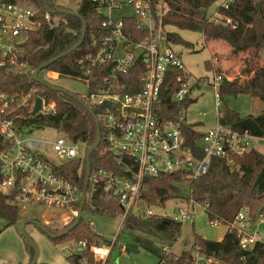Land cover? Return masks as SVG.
<instances>
[{
    "label": "built area",
    "instance_id": "obj_1",
    "mask_svg": "<svg viewBox=\"0 0 264 264\" xmlns=\"http://www.w3.org/2000/svg\"><path fill=\"white\" fill-rule=\"evenodd\" d=\"M25 1L0 0V68L8 63L17 64L30 33L40 25L37 10L25 6ZM75 1L76 4L80 2ZM91 1L99 6V11L106 17L104 25L109 31L107 35L95 39V48L79 63L85 76L94 67H109L103 82L86 97L91 104L103 108L102 119H99L104 131V149L113 155L120 171L102 167L92 171L91 167L85 205L92 206L94 196L100 195L117 200L122 209L119 216L124 220L131 214L138 217L161 215L152 209L158 205H149L143 196L147 190L146 178L176 173L185 177L183 180L192 181L208 173L214 157L226 159L234 165V155L259 150L257 146L264 145V137L221 123L218 87L223 77L214 72L218 115L216 126L203 132L196 141L195 149L188 146L182 130V125L189 123L186 113L172 120L158 117L156 111L162 85L171 67L182 70L177 78L180 88L174 95L177 101L191 98L194 88L202 82L201 78L194 79L185 69L180 54L169 38V30L164 23L166 0ZM235 1L217 0L212 12H205L206 18L216 24L236 27L238 22L223 12ZM44 18L51 26L58 23L57 20L52 22L49 11ZM129 18L135 19L136 27L146 37L133 39L127 35L125 20ZM128 32L130 34V28ZM137 71L140 73L141 90L132 93L124 91L127 86L133 89L139 87L123 82L125 75ZM84 80L88 84L87 78ZM38 90V86L14 93L0 89V193L7 195L6 203L18 206L19 210H26L30 205H42L64 211L66 222L71 223L78 215L85 184L80 186L57 175L56 167L80 160L86 162L87 168L88 150L85 143L74 141L56 129L51 128L59 133L58 137L38 138L33 137V133L49 127L18 125L17 119L21 115L17 110L23 106L30 105L31 116L55 111V103H49L46 98L37 95ZM38 97L42 98V108L34 115L32 111ZM198 152L202 156H197ZM195 204L198 203L190 196L178 206L171 218L183 226L193 219ZM200 205L205 210L209 206L207 202ZM260 219H264V214L260 215ZM255 223L247 206L240 209L233 221L219 218L210 220L213 226L225 225L235 232L240 247L246 251H251L263 236V233L254 231ZM118 238L101 244L69 239L63 242V249L72 256H83L79 264H119L112 260ZM164 251L169 252L167 248ZM88 254L94 259L93 262L89 261ZM160 263H166L164 258ZM204 263L211 261L196 246L191 264Z\"/></svg>",
    "mask_w": 264,
    "mask_h": 264
},
{
    "label": "trees",
    "instance_id": "obj_2",
    "mask_svg": "<svg viewBox=\"0 0 264 264\" xmlns=\"http://www.w3.org/2000/svg\"><path fill=\"white\" fill-rule=\"evenodd\" d=\"M37 10L39 27L30 33L28 41L24 44L23 52L17 58V64L10 63L0 68V89L14 93L27 91L32 86H38L37 95L46 98L47 102L55 103V111L50 114H38L31 116L30 105L17 110L20 118L17 119L20 126H36L38 128L49 127L66 133L72 140L85 143L87 150L97 142V124L93 114L80 102L82 98L102 119L103 108L91 104L86 96L72 92L70 94L63 87L54 85L46 80L49 85H43L32 78V73L40 66L53 58H57L44 70L67 76L73 79L88 80V93L94 91L103 82L107 74L108 66L94 67L92 72L85 76L79 63L95 48L94 41L107 35L109 29L104 25L106 17L99 11V6L91 0H80L76 7L72 8L58 3L56 0H47L52 10L68 9L77 12L80 16L51 13L52 22L57 20V25L51 26L44 18L48 11L44 0H29ZM217 0H166L167 11L164 16L166 27L175 26L178 29L201 32L206 42L221 40L230 46V54L233 57L246 54L245 66L242 72L234 78L223 74L219 67H214L212 58L206 61V66L214 69V72L223 77L218 87L221 99L226 95L238 96L250 93L260 99L264 104V0L256 3L255 0H236L223 12L238 22L236 27L222 23H213L206 18L204 10L210 8ZM59 18V19H57ZM86 23V34L82 43L65 56L81 38ZM54 23V22H53ZM127 35L133 39L146 37L136 27L135 19L125 20ZM130 28V34H129ZM169 30V29H168ZM169 38L175 45H184L193 48V44L184 40L178 33L169 30ZM211 65V67H210ZM214 67V68H213ZM41 73V72H40ZM182 70L171 67L165 77L160 92V101L156 105L157 115L160 118L177 120L187 112L191 98L182 101L174 99L175 93L180 88L177 81ZM140 73L132 72L123 77L126 85L137 84L133 89L127 86L124 91L138 92L141 90L139 82ZM44 79V78H43ZM54 85L57 88H53ZM33 102V98L30 104ZM220 117L221 123L230 125L234 129L248 130L256 136L264 137V109L259 114L241 116L238 112L224 107ZM31 116V117H30ZM196 124L185 123L182 130L187 145L192 149L196 147V141L203 133L195 129ZM102 140L90 156L92 171L97 168H106L119 172L120 167L114 161L110 152L104 149V131L101 126ZM197 156H202L197 153ZM234 165L226 159L214 157L207 174L191 181V196L198 204H209L208 217L233 221L238 212L244 206L249 207L253 221L264 214V153L253 149L243 155L232 157ZM1 167V162H0ZM57 175H60L73 183L84 186L87 168L85 161H72L56 167ZM0 175V180H1ZM182 181L181 174H163L158 177L146 178L147 190L143 194L149 205L164 206L169 200L180 194L178 182ZM14 197V195H11ZM6 194L0 193V220L6 227L17 225L19 220V208L5 202ZM85 211L103 213L111 216H119L122 209L116 199L95 195L92 206L86 204ZM33 219V217H32ZM40 221L38 218H34ZM74 220L71 222L73 223ZM137 229L153 230L170 242H176L182 232V224L174 221L169 216L152 215L138 217L129 215L126 220ZM124 223V224H125ZM91 222L81 219L80 224L68 235L53 239L57 243L63 239L86 240L89 244L109 243L102 236L94 232ZM62 231H60L61 233ZM53 233L60 234L54 230ZM194 248L199 246L201 253L206 258H214L211 263L204 264H264V242H258L251 251L243 250L235 232L228 229L221 240L204 238L194 233ZM27 249L32 259L34 249L27 242ZM192 253H184L176 259L160 254V262L163 258L166 264H191ZM83 256H72L68 259L72 263L79 264ZM90 262L94 259L88 254ZM37 264H49L38 262Z\"/></svg>",
    "mask_w": 264,
    "mask_h": 264
},
{
    "label": "rangeland",
    "instance_id": "obj_3",
    "mask_svg": "<svg viewBox=\"0 0 264 264\" xmlns=\"http://www.w3.org/2000/svg\"><path fill=\"white\" fill-rule=\"evenodd\" d=\"M56 1L72 8L77 5L75 0ZM24 5L34 8V5L29 0L25 1ZM216 5L215 3L210 8L204 10V12L210 14ZM168 29L178 33L184 40L193 44V48L184 45H175V49L180 54L185 69L192 77L194 79H202V82L193 90L186 117L189 123L197 125L196 127L199 131L205 132L216 126L218 118L215 99L216 92L213 85L214 69L208 68L206 61L212 58L211 62L214 64V67H219L223 74L234 78L242 72L245 66L244 58L246 54L233 57L230 54V46L226 42L221 40L206 42L203 34L198 31L178 29L175 26H170ZM40 76L54 85L63 87L67 91L79 93L83 96H87L88 94V84L85 80L73 79L67 76L55 77V74L48 70L41 71ZM224 107L238 112L241 116H247L262 112L264 104L252 94L245 93L238 96H224L221 99L218 112H222ZM32 136L38 138H55L59 136V133L51 128H45L37 130ZM257 147L259 148L258 151L264 153V145ZM184 178L182 177V181L177 183L180 189L179 196L169 200L162 207H152L155 213L174 217L178 206L185 203L184 198L191 196V181L183 180ZM31 217L38 218L52 233L54 230L59 231V233L60 231L63 232L72 224L66 222V213L59 209L42 205H30L26 210H19L20 221L30 219ZM83 219L86 222H91L94 232L102 236L104 240L109 241L119 237L112 255V260L119 264H166L160 263V254L166 253L168 256L176 259L184 253L194 252L193 242L195 232L204 238L220 240L228 231L225 225H211L207 211L200 204L194 205V217L183 224L181 235L176 242L165 240L153 230L134 228L126 224L122 216H111L103 213L85 211ZM25 228L39 247L38 262L75 264L68 259L70 253L63 249V242L68 241L67 239H63L65 241H59L57 243L36 225L28 224ZM253 229L255 232L263 233L260 240L264 242V219L261 220L259 216ZM129 243L137 244L139 246V252H127L125 247ZM173 243H176L175 246L170 248ZM120 245H123V248H120ZM163 246L169 247V252L162 250L161 248ZM27 255V241L17 230L16 225L6 227L5 222L0 220V264H15L23 260ZM208 259L211 262L215 260L214 258Z\"/></svg>",
    "mask_w": 264,
    "mask_h": 264
},
{
    "label": "water",
    "instance_id": "obj_4",
    "mask_svg": "<svg viewBox=\"0 0 264 264\" xmlns=\"http://www.w3.org/2000/svg\"><path fill=\"white\" fill-rule=\"evenodd\" d=\"M44 1H45V6H46L47 10L49 12H51V13H54V14L63 13V14L80 16L77 12L71 11V10H68V9L52 10L49 7V5H48L47 0H44ZM260 1L261 0H255L256 3H260ZM82 20L84 22V31L82 33L81 38L79 39V41L69 51H67L66 53H64L61 56H65V55L69 54L71 51L75 50L82 43V41H83V39L85 37V34H86V23H85V20L83 18H82ZM58 58L59 57L53 58V59L49 60L48 62L42 64L39 69L35 70L32 73V78L36 82H38L40 84L49 85L47 83V81H45V79H43L40 76V72L43 71L45 68H47L50 64H52ZM50 86L53 87V88H57L54 85H50ZM69 93L70 94H73L71 92H69ZM76 98L80 102H82L88 108V110L93 114V116L95 118V121H96V124H97V131H98V139H97V142L95 144H93L89 148V150L87 152V178H86V182H85L84 196H83L82 203H81V206L79 208V212H78V215H77L75 221L66 230H64L60 234H53L51 232V230L47 226H45L44 224H42L40 221H38L36 219H27V220L20 221V222L17 223V225H16L17 230L23 235V237L26 239V241L29 243V245L34 249V255H33L31 261L29 262V264H37L38 263V259H39V247L37 246V244L35 243V241L32 239V237L29 235V233L26 231V228H25L26 225H28V224L36 225L44 233H46L51 239H56V238H61L63 236L68 235L73 229H75L80 224L81 219L83 218L84 206H85V201H86V188H87L88 177L90 175V169H91L90 156L93 153V151L96 148H98V146H99V144L101 142V126H100V119H99V117L95 114L94 110L89 106V104L87 102H85L82 98H79L77 95H76ZM41 108H42V98L41 97H38L37 100H36V105H35V107H34V109L32 111V114H34V115L37 114ZM120 248H123V245H120ZM125 249L129 253L130 252H139V246L137 244H131V243H129V244L126 245Z\"/></svg>",
    "mask_w": 264,
    "mask_h": 264
},
{
    "label": "crops",
    "instance_id": "obj_5",
    "mask_svg": "<svg viewBox=\"0 0 264 264\" xmlns=\"http://www.w3.org/2000/svg\"><path fill=\"white\" fill-rule=\"evenodd\" d=\"M173 45H174V48H175V44L173 43ZM53 74H55V77H57V76H59V74H57V73H55V72H52ZM60 77V76H59ZM197 100V99H196ZM195 100V101H196ZM191 124V123H190ZM197 125H195L194 127H195V129L196 130H198L197 129V127H196ZM199 131V130H198ZM201 132V131H200ZM201 133H203V132H201ZM184 199H187V198H184ZM185 201V200H184ZM169 216V215H168ZM34 218V217H33ZM30 219H32V217L30 218ZM160 235V234H159ZM162 237V236H161ZM224 237V236H223ZM163 238V237H162ZM166 240V239H165ZM221 240V239H220ZM168 241V240H167ZM170 242V241H169ZM194 243V242H193ZM175 244L176 243H173V245L170 247V248H173V246H175ZM164 248H167V249H169V247H166V246H163L161 249L162 250H164ZM193 249H194V246H193ZM27 251H28V249H27ZM192 253H194V252H192ZM31 261V257H30V254H29V251H28V255L23 259V260H21V261H19V262H16L15 264H29V262Z\"/></svg>",
    "mask_w": 264,
    "mask_h": 264
}]
</instances>
